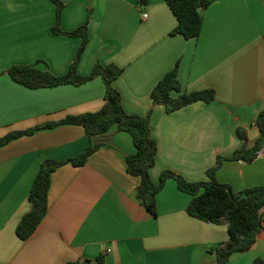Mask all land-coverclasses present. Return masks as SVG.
<instances>
[{"label":"crops","instance_id":"obj_1","mask_svg":"<svg viewBox=\"0 0 264 264\" xmlns=\"http://www.w3.org/2000/svg\"><path fill=\"white\" fill-rule=\"evenodd\" d=\"M60 1L61 31L76 29L90 16L78 73L89 75L96 62L122 67L113 84L125 112L144 116L151 110L154 183L165 169L187 181L207 180L218 155L229 156L243 145L239 127L247 147L254 145L255 119L264 109V0H207L200 9L202 28L193 38L170 34L177 20L163 0ZM55 19L50 0H0V137L103 105L99 76L80 85L31 89L8 75L14 65L55 75L68 70L81 38L53 33ZM177 61L181 90L171 95L211 89L213 101L173 112L152 104L151 90ZM95 139L102 144L85 164L65 163L51 173L47 212L26 239L16 227L31 208L28 194L40 164L75 157L91 140L82 126L62 124L0 147V264H100L98 258L103 264H216L210 249L228 240L226 222L188 215L191 195L171 178L151 214L135 194L140 178L126 171L125 158L134 152L131 135L113 126ZM215 177L234 192L262 185L264 154L251 162L225 160ZM257 258L264 263V221L253 245L233 252L225 264H252Z\"/></svg>","mask_w":264,"mask_h":264},{"label":"trees","instance_id":"obj_2","mask_svg":"<svg viewBox=\"0 0 264 264\" xmlns=\"http://www.w3.org/2000/svg\"><path fill=\"white\" fill-rule=\"evenodd\" d=\"M56 6V19L52 26L53 33H63L69 36H79L80 46L74 61L62 75H55L47 69H39L31 65L11 66L7 73L11 79L27 88L52 87L61 84L80 85L95 77H101L104 83V96L102 107L92 113L69 115L56 122H47L27 130L13 131L0 137V147L13 139L23 135H30L39 129L52 128L62 124L82 126L90 138L88 146L77 156L66 160L46 159L40 164L39 171L32 182L28 201L31 208L26 212L16 227V234L21 239L32 235L38 224L47 212V193L51 173L59 166L70 163L74 166L85 164L89 156L95 152L101 142L95 137L109 131L115 126L119 131L127 132L132 137L134 152L125 158L126 171L131 176L140 178L136 188V197L141 200L144 207L156 215V196L163 188L167 179H174L179 191L191 195L186 206V213L196 219L220 224L226 222L229 238L210 249L216 256V264H225L229 256L239 250L249 249L263 228L264 221V184L255 185L234 192L227 183L219 182L215 172L225 160L241 159L251 162L257 151L264 144V109L261 110L255 125L259 129V136L252 147H247L246 132L237 128V135L243 140V145L233 151L229 156L218 155L215 164L207 169V180L187 181L181 175L171 171L162 170L158 183L150 178V169L155 165L157 142L151 134V110L144 116L125 112L121 93L115 88L113 81L121 74L122 67L116 64L101 65L96 62L89 75L82 76L77 71L78 60L88 42V25L90 16L76 29L63 32L59 28L60 15L64 4L60 0H50ZM172 11L177 20L176 26L170 31L171 35L181 34L185 38L197 37L202 28L201 8L208 6L207 0H163ZM141 5L149 0H137ZM177 61L172 70L166 72L151 90L150 97L153 105H162L166 112H173L189 104L203 101L209 103L215 99L211 89L182 92L173 97V90H181V83L177 78ZM100 264L102 259L98 258ZM72 264V263H69ZM252 264H264L261 259H255Z\"/></svg>","mask_w":264,"mask_h":264},{"label":"built area","instance_id":"obj_3","mask_svg":"<svg viewBox=\"0 0 264 264\" xmlns=\"http://www.w3.org/2000/svg\"><path fill=\"white\" fill-rule=\"evenodd\" d=\"M147 15H146V13H144L143 14V17L145 18ZM264 154V152H263V150L261 149V150H259V151H257V153H256V157H260V156H262Z\"/></svg>","mask_w":264,"mask_h":264},{"label":"water","instance_id":"obj_4","mask_svg":"<svg viewBox=\"0 0 264 264\" xmlns=\"http://www.w3.org/2000/svg\"><path fill=\"white\" fill-rule=\"evenodd\" d=\"M263 152H264V147H263ZM86 264H96V262L95 261H92V260H87L86 261Z\"/></svg>","mask_w":264,"mask_h":264}]
</instances>
